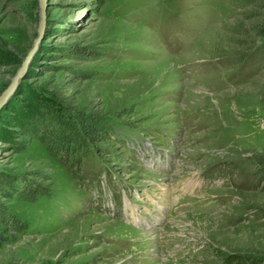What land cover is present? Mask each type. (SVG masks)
<instances>
[{"label": "rangeland", "instance_id": "374dc122", "mask_svg": "<svg viewBox=\"0 0 264 264\" xmlns=\"http://www.w3.org/2000/svg\"><path fill=\"white\" fill-rule=\"evenodd\" d=\"M47 5L38 50L0 110V176L19 191L39 179L50 197L0 196L29 224L0 247V264H264V55L237 33L255 6ZM38 25L39 0H0V96ZM43 98L105 117L106 141L69 164L37 140L20 153L2 124ZM134 218L144 229L124 221Z\"/></svg>", "mask_w": 264, "mask_h": 264}, {"label": "trees", "instance_id": "16d2710c", "mask_svg": "<svg viewBox=\"0 0 264 264\" xmlns=\"http://www.w3.org/2000/svg\"><path fill=\"white\" fill-rule=\"evenodd\" d=\"M244 1L255 6L256 10L246 14L247 18L252 20L250 28H244L241 23L238 25L239 44H244L243 46L249 49L257 46L258 53L264 55V0ZM70 70L73 72L72 69ZM39 101L35 112L28 115L27 112L21 113L19 118L9 117L7 122L2 124L9 125L6 134L10 136L11 143L19 149L20 153L25 152L32 141L37 140L50 150L54 145L60 147L63 162L69 164L68 158L75 157L81 150H93L106 141V135L110 134V122L105 117L84 113L76 115L72 110L64 108L60 101L53 102L50 107L47 104L48 99L43 98ZM261 103L264 106V90L261 94ZM21 110L27 111L24 106ZM52 125H55L56 130L49 129ZM58 129L60 136L57 135ZM63 133L67 135L64 136ZM38 180L26 182V189L19 191V180L13 181L9 176L1 175L0 196L7 199L18 197L20 200L31 203H36L39 198H49L48 188ZM28 228L27 221L18 218L5 205L0 204V247L26 232Z\"/></svg>", "mask_w": 264, "mask_h": 264}, {"label": "water", "instance_id": "95a60500", "mask_svg": "<svg viewBox=\"0 0 264 264\" xmlns=\"http://www.w3.org/2000/svg\"><path fill=\"white\" fill-rule=\"evenodd\" d=\"M47 0H39V25L37 29L38 36L34 42V45L32 49L29 51L27 56L23 59L22 65L20 69L18 70L17 74L15 77L12 79L10 85L8 88L2 93L0 96V110L1 108L8 102V100L12 97L14 94L17 86L20 84V81L22 78L25 77L29 65L36 54L38 50L39 43L44 35V31L46 28V10H47Z\"/></svg>", "mask_w": 264, "mask_h": 264}]
</instances>
